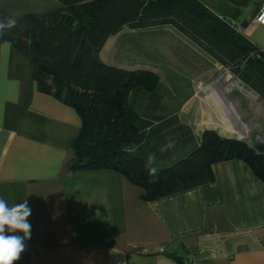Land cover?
Here are the masks:
<instances>
[{
    "label": "crops",
    "instance_id": "crops-1",
    "mask_svg": "<svg viewBox=\"0 0 264 264\" xmlns=\"http://www.w3.org/2000/svg\"><path fill=\"white\" fill-rule=\"evenodd\" d=\"M197 1L264 53V26L253 21L264 0ZM61 9L56 0H0V22ZM121 54L132 60L114 63ZM142 56L151 60L133 61ZM99 59L156 74L171 96L165 93V106L197 143L206 130L234 138L203 81L216 62L172 27L124 28ZM244 108L240 119L251 125L256 113ZM80 127L73 108L37 91L29 60L1 43L0 197L10 206L26 199L32 209L31 239L14 264H177L166 253H180L183 264H264V183L245 163L213 164L212 182L144 202L141 189L116 172H69Z\"/></svg>",
    "mask_w": 264,
    "mask_h": 264
},
{
    "label": "trees",
    "instance_id": "trees-1",
    "mask_svg": "<svg viewBox=\"0 0 264 264\" xmlns=\"http://www.w3.org/2000/svg\"><path fill=\"white\" fill-rule=\"evenodd\" d=\"M56 1L63 9L25 15L0 29V44L29 60L39 93L77 113L81 127L69 172H116L141 189L144 202L212 182L211 166L225 161H242L264 183V153L212 130L197 143L165 106V93L171 96L156 74L117 69L99 59L106 41L124 28L170 26L264 102V53L197 0ZM165 255L183 264L178 253Z\"/></svg>",
    "mask_w": 264,
    "mask_h": 264
},
{
    "label": "rangeland",
    "instance_id": "rangeland-1",
    "mask_svg": "<svg viewBox=\"0 0 264 264\" xmlns=\"http://www.w3.org/2000/svg\"><path fill=\"white\" fill-rule=\"evenodd\" d=\"M110 51L111 49L108 48ZM107 49V51H108ZM106 57L109 60V52L106 53ZM115 58V59H114ZM113 58V62H122V61H129L132 60V56H126L125 54L117 55ZM198 60L200 58H197ZM148 61L151 60L148 56L144 57H135L133 61ZM208 69H210V64L207 61L206 62ZM214 67L212 69V76H210V70L208 71V76L205 78L203 77V81L205 80L208 83H211L209 86L212 85V88L214 90L213 96L216 99V102L214 104L218 103L222 113L227 116L232 121H236L246 127L247 129L244 131H238L232 129V134L234 135V138L229 139H248L245 143L249 145H255L256 143L262 142V147H264V129H259L260 126L264 128V122L261 123V125L256 126L255 122L260 119L261 117H264V102L260 101L258 96H250L245 90L240 89L236 83H241L237 78H235L230 70L228 68L217 66L216 63H213ZM242 84V83H241ZM243 87H247L244 84H242ZM248 88V87H247ZM252 91V90H251ZM253 92V91H252ZM225 98L228 102L225 101ZM232 104H237L236 110L231 111L229 113L223 111V108H227L228 106ZM217 105V104H216ZM250 111V114L256 113L254 116L255 120L253 124H244L242 120L240 119V115L242 118H244V115L242 111L244 112L245 108ZM240 122H239V120ZM158 168V167H157ZM179 256L183 257L180 253H178Z\"/></svg>",
    "mask_w": 264,
    "mask_h": 264
},
{
    "label": "clouds",
    "instance_id": "clouds-1",
    "mask_svg": "<svg viewBox=\"0 0 264 264\" xmlns=\"http://www.w3.org/2000/svg\"><path fill=\"white\" fill-rule=\"evenodd\" d=\"M14 23L13 20L0 22V29L10 28ZM154 173L155 169H152L150 175ZM31 214L32 209L26 199L10 206L0 197V264H14L26 250V242L31 239Z\"/></svg>",
    "mask_w": 264,
    "mask_h": 264
},
{
    "label": "bare ground",
    "instance_id": "bare-ground-1",
    "mask_svg": "<svg viewBox=\"0 0 264 264\" xmlns=\"http://www.w3.org/2000/svg\"><path fill=\"white\" fill-rule=\"evenodd\" d=\"M236 85L242 89V90H245L250 96H254L253 93L251 91H247V89L245 87H243V85H241L239 82L236 83ZM236 107H237V104H232L230 106H228L227 108H223L222 110L229 113L231 111H234L236 110ZM226 119V118H225ZM230 123H231V127L232 129L234 130H238V131H244L246 130L247 128L244 127L243 125H241L240 123L236 122V121H232L230 119ZM225 126V125H224ZM228 130V129H227Z\"/></svg>",
    "mask_w": 264,
    "mask_h": 264
},
{
    "label": "built area",
    "instance_id": "built-area-1",
    "mask_svg": "<svg viewBox=\"0 0 264 264\" xmlns=\"http://www.w3.org/2000/svg\"><path fill=\"white\" fill-rule=\"evenodd\" d=\"M254 23L259 25V26H264V3H262L258 9V12L256 14V16L254 17ZM240 142H246L248 141V139H244V140H241L239 139ZM250 142V141H248ZM187 264H195V262H189Z\"/></svg>",
    "mask_w": 264,
    "mask_h": 264
},
{
    "label": "water",
    "instance_id": "water-1",
    "mask_svg": "<svg viewBox=\"0 0 264 264\" xmlns=\"http://www.w3.org/2000/svg\"><path fill=\"white\" fill-rule=\"evenodd\" d=\"M241 84V83H240ZM242 85V84H241ZM246 89H247V91H251L249 88H247V87H245ZM252 92V91H251ZM253 93V95L254 96H256V94L254 93V92H252ZM225 101L226 102H228L227 101V99L225 98ZM238 120H239V118H238ZM239 122H240V120H239ZM241 123V122H240ZM242 124V123H241ZM236 140H238V141H240L239 139H236ZM254 148L258 151V153H264V147H262V142H260V143H256L255 145H254Z\"/></svg>",
    "mask_w": 264,
    "mask_h": 264
}]
</instances>
